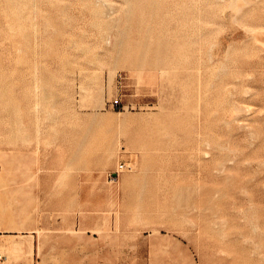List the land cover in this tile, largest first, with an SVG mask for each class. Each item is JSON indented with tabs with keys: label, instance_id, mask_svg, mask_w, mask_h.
<instances>
[{
	"label": "rangeland",
	"instance_id": "rangeland-1",
	"mask_svg": "<svg viewBox=\"0 0 264 264\" xmlns=\"http://www.w3.org/2000/svg\"><path fill=\"white\" fill-rule=\"evenodd\" d=\"M259 39L264 0H0V150L42 201L3 260L264 264Z\"/></svg>",
	"mask_w": 264,
	"mask_h": 264
},
{
	"label": "bare ground",
	"instance_id": "bare-ground-1",
	"mask_svg": "<svg viewBox=\"0 0 264 264\" xmlns=\"http://www.w3.org/2000/svg\"><path fill=\"white\" fill-rule=\"evenodd\" d=\"M259 40L264 44V39ZM29 134L24 122L21 134L24 142ZM0 164V185L14 183L18 186L19 192L10 195L0 191V232L3 229L15 232L2 235L0 255H6L25 250L24 240L21 238L23 229H31L35 226L42 201L40 193L33 189L35 184L28 182L33 178L35 170H33V163L29 161V151L25 145L20 146L16 152L0 150ZM29 245L33 247L32 241L29 242Z\"/></svg>",
	"mask_w": 264,
	"mask_h": 264
},
{
	"label": "built area",
	"instance_id": "built-area-1",
	"mask_svg": "<svg viewBox=\"0 0 264 264\" xmlns=\"http://www.w3.org/2000/svg\"><path fill=\"white\" fill-rule=\"evenodd\" d=\"M125 167H126V163H125V162H120V163H119L118 168H119L120 170H123ZM3 256H4L3 254L0 255V260L3 258Z\"/></svg>",
	"mask_w": 264,
	"mask_h": 264
},
{
	"label": "crops",
	"instance_id": "crops-1",
	"mask_svg": "<svg viewBox=\"0 0 264 264\" xmlns=\"http://www.w3.org/2000/svg\"><path fill=\"white\" fill-rule=\"evenodd\" d=\"M2 239L3 237L0 238V243L2 242ZM11 263H13V261H8L7 258H5V260L0 261V264H11Z\"/></svg>",
	"mask_w": 264,
	"mask_h": 264
}]
</instances>
